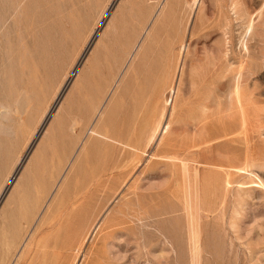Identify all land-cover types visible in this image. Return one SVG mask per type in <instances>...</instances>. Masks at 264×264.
I'll use <instances>...</instances> for the list:
<instances>
[{
    "label": "rangeland",
    "instance_id": "1",
    "mask_svg": "<svg viewBox=\"0 0 264 264\" xmlns=\"http://www.w3.org/2000/svg\"><path fill=\"white\" fill-rule=\"evenodd\" d=\"M28 233L15 264H264V0H0V264Z\"/></svg>",
    "mask_w": 264,
    "mask_h": 264
},
{
    "label": "bare ground",
    "instance_id": "2",
    "mask_svg": "<svg viewBox=\"0 0 264 264\" xmlns=\"http://www.w3.org/2000/svg\"><path fill=\"white\" fill-rule=\"evenodd\" d=\"M198 5V4H197ZM252 24V23H251ZM253 27V26H252ZM252 27H250V28H252ZM250 30V29H249ZM252 30V29H251ZM248 31V30H247ZM247 34V33H246ZM170 67H172V66H169V68ZM166 68H167V66H166ZM170 70L171 69H169L168 71H167V69H166V71L167 72H165L166 73V77H168V74L170 75ZM161 73V72H160ZM148 75V74H147ZM173 85V84H172ZM237 92H238V89L236 90ZM236 94V93H235ZM239 94V93H238ZM238 94H237V96H238ZM239 98V97H238ZM76 121H74V123H75ZM77 124V123H76ZM93 134H95V136H99L100 135V133L95 129L94 131H93ZM102 136V135H101ZM74 142V141H73ZM123 142V141H122ZM258 178V177H257ZM157 193V192H156ZM160 194V193H159ZM170 195V194H169ZM212 195V194H211ZM163 198V197H162ZM151 200H153V199H151ZM181 200V199H180ZM186 201V200H185ZM171 206V205H170ZM222 206V205H221ZM207 212V211H206ZM210 213V212H209ZM214 214V213H213ZM150 215V214H149ZM148 215V216H149ZM194 215H196V214H194ZM191 216H192V222L190 223V221H189V223H190V227H189V229H190V233H191V236L190 237H192V239H193V242H194V245H193V251H194V256L195 255H197L195 252L196 251H198V247H200V245L198 246L197 245V243H199L198 242V237H199V231L201 230V228H200V225H198L197 224V222H196V224H195V217L191 214ZM207 216V215H206ZM194 217V218H193ZM215 217V216H214ZM220 217V216H219ZM147 218V217H146ZM213 218V217H212ZM151 219V218H150ZM190 220V219H189ZM197 221V220H196ZM198 222H200V221H198ZM212 229V228H211ZM213 232V231H212ZM201 235V234H200ZM31 236H32V233H28V235L25 237V239H24V241H23V243H22V245L20 246V248L18 249V251H17V253H16V255H15V258H14V261L11 263V264H15L16 263V260H18V256L20 255V252L22 251V249L26 246V245H28L29 243H30V238H31ZM214 236V235H213ZM189 237V238H190ZM219 238H220V236H219ZM191 239V238H190ZM190 239H189V243H190V245L189 246H191V241H190ZM199 240H200V238H199ZM197 245V246H196ZM218 245H219V243H218ZM231 245V244H230ZM188 246V245H187ZM222 246V245H221ZM233 246V245H232ZM215 247V246H214ZM200 249H201V247H200ZM218 249H220V248H218ZM192 251V252H193ZM200 251V250H199ZM216 251V250H215ZM230 252V251H229ZM220 254V253H219ZM224 254V253H223ZM231 253H229V255H230ZM199 256H200V254H199ZM224 256V255H223ZM229 257V256H228ZM200 259V258H199ZM218 259H220V258H218ZM224 259V258H223ZM233 259V258H232ZM197 261H198V259H196ZM223 261V260H222ZM200 262V261H199ZM193 263H195V261L193 262ZM220 263V262H219ZM196 264V263H195Z\"/></svg>",
    "mask_w": 264,
    "mask_h": 264
}]
</instances>
